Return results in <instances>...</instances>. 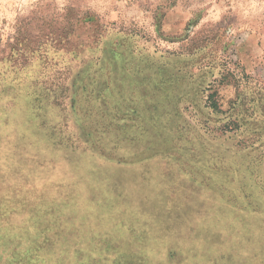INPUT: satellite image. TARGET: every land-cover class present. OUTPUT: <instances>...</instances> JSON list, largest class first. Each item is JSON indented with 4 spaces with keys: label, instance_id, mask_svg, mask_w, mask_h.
Returning a JSON list of instances; mask_svg holds the SVG:
<instances>
[{
    "label": "rangeland",
    "instance_id": "374dc122",
    "mask_svg": "<svg viewBox=\"0 0 264 264\" xmlns=\"http://www.w3.org/2000/svg\"><path fill=\"white\" fill-rule=\"evenodd\" d=\"M1 65L0 264H264V0H0ZM87 181L136 229L76 240Z\"/></svg>",
    "mask_w": 264,
    "mask_h": 264
},
{
    "label": "trees",
    "instance_id": "16d2710c",
    "mask_svg": "<svg viewBox=\"0 0 264 264\" xmlns=\"http://www.w3.org/2000/svg\"><path fill=\"white\" fill-rule=\"evenodd\" d=\"M10 64V63H9ZM2 66V67H1ZM0 66V102L4 101L6 103V108H0V121L4 118H8L12 115L16 114V111L19 112L21 107L24 109L26 108L27 114L29 117H38L40 115L39 108L40 106H35L33 103L35 101H39V95L36 94V97L32 98V94L25 93L24 95L27 98H31L29 102L25 104L20 103L21 93L25 83H23V78L26 73L25 70L23 71H17L18 77H13L12 73L8 72V70H5V65ZM27 74V73H26ZM27 82V81H26ZM40 82V81H39ZM27 85V84H26ZM33 102V103H32ZM22 106L20 107V105ZM8 105V106H7ZM133 165V164H131ZM94 182V181H93ZM92 181H87L84 190L81 192V195L83 198H85V202L87 207L85 208L83 212L89 213L93 215V217H87L85 219L81 218L80 224H77L80 229H87L86 232L82 233L81 235H78L76 240L79 241L81 239L82 241L86 240H99L102 234L107 235L104 231L101 229L104 228L102 225L105 223L107 227L109 228H115V225L120 224L122 229H128V231L134 230L135 224L133 222L131 223L128 218L122 216V214L119 213L118 209L115 208L116 204L119 202L117 200L119 199V196L117 194H114V191L112 189V185L110 183H107L108 186L104 185H98V186H104V188L110 189V191L107 189H98L96 186V183H93ZM103 191L105 193L103 194ZM97 192L102 193L103 195H98ZM99 193V194H100ZM80 196V193H77ZM76 199H79L78 196L75 195ZM93 201L95 202L94 205ZM112 209V212L109 216V219L104 220L102 217L108 216L107 210ZM49 210L52 214H54L55 218L60 217L63 215V212H59V210L53 209V207H49ZM110 213V212H109ZM103 215L101 218H99V215ZM71 216V214H65ZM88 215V214H87ZM69 219V218H68ZM59 220V219H58ZM84 220V223L81 224V221ZM58 222L53 223V225L58 224ZM73 224V223H72ZM71 224V220L68 222V228L74 230L76 226ZM136 229V228H135ZM151 229V228H150ZM154 229V228H152ZM88 234V235H87ZM90 234V235H89ZM94 242V241H93ZM94 253L96 251L92 250ZM131 256V254H129Z\"/></svg>",
    "mask_w": 264,
    "mask_h": 264
},
{
    "label": "crops",
    "instance_id": "0c3cea01",
    "mask_svg": "<svg viewBox=\"0 0 264 264\" xmlns=\"http://www.w3.org/2000/svg\"><path fill=\"white\" fill-rule=\"evenodd\" d=\"M184 62L177 61L176 64L181 65ZM171 64V63H169ZM195 62H189V67L193 68L195 66ZM160 129H163L160 125H158ZM201 150L197 153L206 154V153H223L228 152L229 150H234L232 146V141L229 137H220L215 140H189V150ZM204 151V152H202ZM235 151V150H234Z\"/></svg>",
    "mask_w": 264,
    "mask_h": 264
}]
</instances>
